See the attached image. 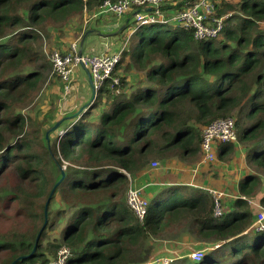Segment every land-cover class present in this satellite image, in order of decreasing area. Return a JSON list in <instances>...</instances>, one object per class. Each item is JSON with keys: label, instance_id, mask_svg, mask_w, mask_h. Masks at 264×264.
Masks as SVG:
<instances>
[{"label": "trees", "instance_id": "obj_1", "mask_svg": "<svg viewBox=\"0 0 264 264\" xmlns=\"http://www.w3.org/2000/svg\"><path fill=\"white\" fill-rule=\"evenodd\" d=\"M102 1L0 0V264L50 262L41 247L52 225L43 228L44 209L50 198L49 216L57 192L72 210L57 212L65 216L61 244L46 249L52 260L64 246L71 252L65 264H155L142 249L145 242L185 225L205 247L224 243L215 250L229 248L210 250L200 261L179 257L161 264H264V232L247 231L255 212L243 199L231 202L228 212L223 206L216 219L208 194L188 199V187H167L150 201L144 221L125 199L129 178L148 172L153 160L200 152L204 128L221 118L234 120L235 143L245 144L248 163L264 170V0H213L218 15L231 14L216 39L197 41L192 31L170 25L137 27L139 45L123 47L97 94L110 98V106L96 117L97 105L76 117L59 116L49 127L64 118L76 120L61 127L63 136L53 145L38 133L56 179L45 173L46 156L33 152L29 138L32 117L18 108L48 66L47 54L82 39L84 6L88 17ZM191 1L177 0L174 9ZM168 27L171 32L162 35ZM24 70L28 73L19 74ZM234 149V143L219 144L217 156L222 160ZM62 160L76 167L67 165L63 182L53 190L62 177ZM259 185L258 175L247 173L238 184L240 196L253 199ZM12 202L21 223L3 213ZM259 204L264 206V196Z\"/></svg>", "mask_w": 264, "mask_h": 264}, {"label": "built area", "instance_id": "obj_2", "mask_svg": "<svg viewBox=\"0 0 264 264\" xmlns=\"http://www.w3.org/2000/svg\"><path fill=\"white\" fill-rule=\"evenodd\" d=\"M81 1L85 4L88 0ZM175 5H177V0H103L91 16L92 18L101 15L114 17L116 22L125 15L133 13L132 21L138 25L137 27L142 25H170L173 28L192 31L193 38L197 41L216 39L220 36L224 27V20L228 15H218L213 0H192L188 7L179 10L174 9ZM85 12L86 7L84 6V14ZM122 50L123 48L114 54L92 55L84 52L79 54V46L73 42L69 45L68 51L53 50L50 52L51 71L65 83L66 92V89L67 91L70 89L74 71L78 68L87 69L91 79V91L96 97L120 62ZM113 83L118 86L119 79H113ZM235 142H237V134L232 118L227 117L212 121L204 128L201 135L200 152L202 158L200 164L215 161V151L219 144ZM158 164L157 161L151 162L150 169L157 168ZM204 190L212 200L213 217L221 218L225 193L212 187H205ZM243 199L246 201V198ZM126 202L137 219L144 221L150 203L142 195V189L135 183L131 184L127 190ZM248 203L255 212V219L248 230L264 232V206L249 200ZM70 255L69 248L63 246L59 249L57 258L46 264H65ZM203 255V251H196L190 255V258L193 261H200Z\"/></svg>", "mask_w": 264, "mask_h": 264}, {"label": "rangeland", "instance_id": "obj_3", "mask_svg": "<svg viewBox=\"0 0 264 264\" xmlns=\"http://www.w3.org/2000/svg\"><path fill=\"white\" fill-rule=\"evenodd\" d=\"M179 1H181V0H178V2ZM227 1L235 3L238 0H227ZM226 15L230 16L231 14H226ZM86 18H88V17H86ZM137 26L138 25L132 21L130 23L129 27L127 28V31L123 33L122 38H124V39H121V42H124L126 40L127 36L129 35V37L130 36L131 37L129 38L127 44L138 46L139 45V37L136 34H134V30L137 28ZM171 30H172L171 27L163 29L162 35H168L171 32ZM153 31L154 30L152 29L151 32L153 33ZM150 34L151 33L149 32L148 35H150ZM85 35H86V33H85ZM75 42L77 44H79L78 41H75ZM50 52L47 54L48 56H46L45 60H44L45 63H48V66L46 64V67H45L46 69H43L41 71V77L36 84L35 90L31 93L30 99L28 100V102L24 106H22L21 108H18V112H20L21 114L29 113L31 115L32 120H31V122H29V129H31L30 130L31 133L29 135V138L31 139V141H34L33 152L42 153L43 155L46 156V159H44V160L47 161V165L45 166L44 171L47 174V176L51 177L52 180H55L56 178L51 175L49 156L43 150V147H41V145L39 144V143H41V141L39 139H37L38 133H44L45 138H47V140H48L47 141L48 145L49 146L53 145L54 142L57 143L60 140V137L63 136V129L62 128L67 127V125H70L74 120H76V118L68 117V119H67V120H69L68 123H64L63 126L61 125L56 130L46 134L47 131L51 128V127H49L51 122H53L59 116L61 117L63 115L71 113V112L76 117L81 112L82 109H85L88 106L93 107L95 105H97V106H96V108H94V110H92V114L94 115V117H96L99 115L100 110L103 107L108 108L110 106V103H109L110 98L107 99L105 96H103V94L94 97L91 89L88 91L84 90L83 92L80 93L78 100L76 102L77 103L76 106H78V107L74 108L73 111L70 112L71 109H70V107H67V106H70V104H71L70 101L72 100V97H71L72 94H70L71 93V87L68 91L66 89V92H65V87H66L65 83L61 82L60 79H58L57 77H55L54 74H52L51 64L49 62ZM136 53H138V51H136ZM26 71H28V70H24V71L20 72L19 74L28 73ZM75 100H76V97H75ZM63 109L65 111H62ZM76 109L79 110L77 113H76ZM35 129H39L38 132H34ZM46 135H47V137H46ZM263 142H264V138L262 139L261 144ZM234 145H235V149L231 152V154L225 155L222 160H220L218 158L217 151H215V161L213 163H210V164H207L204 166L209 171H214V168L216 167V165L219 166V170L224 169V171H225V169L229 168L230 169L229 172H228V170H227V172H224V173H226V174H224L225 179H226V177L229 178V176L236 175L237 174L236 171L238 169L241 170L239 172L240 175H242L241 173H243V171L245 169H249L250 171L253 170L252 173H256V175H258L259 179L261 177L264 178V170L263 169L258 170L256 168L257 171H254L255 167L253 166V164L248 163V160H247L248 148H247V146L245 144H242L239 142H238V144L234 143ZM176 158L178 159L180 166H182V164H187V162H185V160L183 158H178V157H176ZM201 158H202V155H200L199 161H201ZM153 161L158 162V160H153ZM164 163H165L164 161H162V163H159L158 167L154 168L155 170H153V169L150 170L151 171L150 173L153 175L154 172L158 171L159 167H160L159 169H163ZM67 165H71V166L76 167V164L73 165L67 161L62 160V167H61L62 177L59 179L61 181L59 182V184L57 186H55V185L59 180L54 184L53 190H55L63 182L64 177H65L64 171H65ZM219 173H220V171H218L217 174H214V173L213 174L215 177H218ZM134 183L142 189V195L144 197H145V194H144L145 191H147L149 188H152L151 187L152 185L146 186L145 184H139L136 181V178L135 179L129 178L127 189L125 192V199H126V193H127L129 186L131 184H134ZM163 191L164 190H162V192ZM163 195H166V194L164 193ZM14 205H15L14 202L10 203L9 209L3 210V213H4V215L11 217L15 223H21V219L15 218V214H14L15 207H14ZM59 210H64V212H66V210H72V208H67V206L63 202L61 194L59 192H57L55 194L54 200L52 201L51 206H50V215L47 216V224L46 225L48 226L50 223L52 225H51L50 229L47 230V228H46V230H47L46 236L43 239L42 245H41L43 251H45V253L49 257L50 261H52L53 257L50 256L49 253H47L46 249H49V245H57V244L60 245L61 244L62 226L64 225V218L63 217L65 216V213H64V216L60 217L57 215V212ZM1 227L4 228L5 226H1ZM24 228H27V225H25ZM251 235H252V233H251ZM195 241H199V240L196 239L195 236L191 235L189 228H186L185 225H182V227H180V228L174 227L171 231L166 232L165 234H162L159 237V239L156 237H150L145 242V244L142 246V249L146 254H149L148 262L151 261L152 263L155 262V264H159V263L161 264V263H168V262H170L176 258H179V257H191L190 255L195 253L196 251H203V254L205 255L208 251L213 250L214 251L213 253L217 254L221 250L227 251V249L229 248V246L226 245L224 247L225 249L220 248L219 249L220 251L217 252L218 250H215V249H217L218 247H220L221 244H224V243H221L220 245H218V244L214 245V247L210 248V247H205L204 245L201 246L198 243L194 244ZM251 241L252 240L249 239V242H251ZM58 251L59 250L57 249V253H58Z\"/></svg>", "mask_w": 264, "mask_h": 264}, {"label": "crops", "instance_id": "obj_4", "mask_svg": "<svg viewBox=\"0 0 264 264\" xmlns=\"http://www.w3.org/2000/svg\"><path fill=\"white\" fill-rule=\"evenodd\" d=\"M91 15L92 13H90V16H88V18H86L84 14L86 35L84 33L82 39H76V41H80L78 44L79 50L80 48H82V51L84 53L92 55H99L102 53L114 54L115 52L119 51L121 48L127 45V42L131 36L129 37L128 35L124 42H121V39H124L122 38L123 33L127 31L126 28L129 27L128 25H130L133 20V13L125 15L121 20H116V22L114 17H107L101 15L92 18ZM68 49L69 46L67 48L63 47L62 51H68ZM128 81H130V78L128 79ZM70 87V94H72V100L70 101V106L67 107H70L71 112L74 108L78 107L76 106V102L80 93L84 90L88 91L91 89L87 69L78 68L74 71ZM62 111L65 110L63 109ZM77 111L79 110L76 109V112ZM200 155L201 153L198 152L194 155L184 157L183 159L185 160V162H187V164H182V166L179 165V161L177 158L165 159L163 160L165 162L163 169H159V167L158 171L154 172L153 175L150 173V170H152L150 169L148 172L142 173L141 175L136 177V181L139 184H145L146 186L152 185V188H149V191L147 190L144 193L148 201L150 202L153 197H155L157 194H160L162 190L167 187L180 186L188 187V199H193L199 194H206L204 190L205 187H212L217 190L223 191L225 193V197L223 199V206L225 211L227 212L228 205L231 204V202L237 199L245 198L243 196H240L238 191V184L247 173H252L253 170L250 171L249 169H245L243 173H241L242 175H240L239 172L241 170L238 169L236 171V175L229 176V178L226 177L225 179L224 174L226 173L224 172H227V170L229 172V168L225 169V171L224 169L219 170V166L216 165L214 171H209L204 166L207 164H200ZM158 162L162 163V160H158ZM254 170H256V168ZM218 171H220L219 176L215 177L214 174H217ZM258 188L259 189L253 199L246 198V202L249 206L251 205L248 203V200L259 203L260 199L264 196V178L262 177L260 178V185L258 186ZM160 197L161 194L155 198L159 199ZM252 209L254 208L252 207ZM195 242L194 244L198 243L201 246L205 244L201 241Z\"/></svg>", "mask_w": 264, "mask_h": 264}, {"label": "water", "instance_id": "obj_5", "mask_svg": "<svg viewBox=\"0 0 264 264\" xmlns=\"http://www.w3.org/2000/svg\"><path fill=\"white\" fill-rule=\"evenodd\" d=\"M82 53V48H80V50H79V54H81ZM88 72V71H87ZM88 75H89V72H88ZM89 81H90V85H91V79H90V75H89ZM91 88V87H90ZM82 111V110H81ZM65 119H68V118H64V119H62V120H59V121H57L48 131H47V133L46 134H48L49 132H52V131H54V130H56L60 125H61V123L65 120ZM46 137H47V135H46ZM61 180H59L57 183H56V185L55 186H57L58 184H59V182H60ZM50 199V198H49ZM49 199L46 201V203H45V209H44V225H43V228L46 226V224H47V206H48V202H49ZM40 233H41V231L38 233V235H37V237H36V240H35V245H34V247H33V249H32V251H31V253H30V256L35 252V250H36V244H37V242H38V239H39V235H40ZM218 245H220V244H218ZM21 258V257H20ZM20 258H18L17 260H19ZM14 264V263H13Z\"/></svg>", "mask_w": 264, "mask_h": 264}]
</instances>
